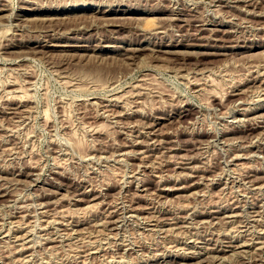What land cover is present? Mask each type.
Listing matches in <instances>:
<instances>
[{"label":"rangeland","instance_id":"rangeland-1","mask_svg":"<svg viewBox=\"0 0 264 264\" xmlns=\"http://www.w3.org/2000/svg\"><path fill=\"white\" fill-rule=\"evenodd\" d=\"M0 264H264V0H0Z\"/></svg>","mask_w":264,"mask_h":264},{"label":"bare ground","instance_id":"bare-ground-1","mask_svg":"<svg viewBox=\"0 0 264 264\" xmlns=\"http://www.w3.org/2000/svg\"><path fill=\"white\" fill-rule=\"evenodd\" d=\"M176 3V2H175ZM250 5V4H249ZM20 89V88H18ZM24 90V89H23ZM26 90V89H25ZM25 92V91H24ZM28 95V94H27ZM24 101V100H23ZM140 114V113H139ZM16 120V119H15ZM76 136V135H75ZM230 149V148H229ZM240 164V163H239ZM145 181V180H144ZM103 199V198H102ZM59 211V210H58ZM71 213V212H70ZM222 214V213H221ZM58 221V220H57ZM97 235V234H96ZM86 237V236H85ZM68 247V246H67Z\"/></svg>","mask_w":264,"mask_h":264}]
</instances>
